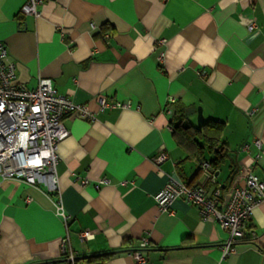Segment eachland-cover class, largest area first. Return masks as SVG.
<instances>
[{
	"label": "crops",
	"instance_id": "0c3cea01",
	"mask_svg": "<svg viewBox=\"0 0 264 264\" xmlns=\"http://www.w3.org/2000/svg\"><path fill=\"white\" fill-rule=\"evenodd\" d=\"M25 1L0 0V39L17 79L33 88L50 78L92 118L64 119L56 191L0 180V264H69V251L135 264L129 252L143 239L142 264H264V200L223 256L228 233L216 220L181 198L167 211L154 198L169 177L210 187L203 160L173 137L176 106L193 125L198 108L224 123L214 169L221 208L249 173L264 179V0H44L38 16L21 12ZM160 152L167 158L155 164Z\"/></svg>",
	"mask_w": 264,
	"mask_h": 264
},
{
	"label": "built area",
	"instance_id": "2783aa9c",
	"mask_svg": "<svg viewBox=\"0 0 264 264\" xmlns=\"http://www.w3.org/2000/svg\"><path fill=\"white\" fill-rule=\"evenodd\" d=\"M43 1L26 0L21 12L27 16H38L37 7ZM251 28L252 25L249 26ZM7 57V46L0 39V180H18L34 186L42 184L48 191H56L57 145L69 134L64 119L72 114L91 119L92 114L85 105L57 94L48 77H40L35 87L28 88L17 79L15 63ZM170 101L174 99L170 98ZM106 105L101 98V108ZM116 105L131 106L130 102H116ZM166 158V152H160L152 160L159 164ZM199 164L210 171V187L192 186L169 177L154 198L164 211L169 209L173 200L181 198L197 205L202 219L216 220L228 233L221 247L225 256L233 250L235 241L245 236L254 209L264 200V179L249 173L243 185L233 187L228 201L221 208L222 187L216 180L214 169L206 161ZM86 182L82 181L83 184ZM53 204L55 213L62 217L65 224L68 215L61 200H55ZM89 234L88 230H84L80 237L86 238ZM146 247L147 240L143 239L136 249L130 250L135 264L145 262L143 252ZM61 251L67 252L64 240ZM76 256L69 251L66 261L74 264Z\"/></svg>",
	"mask_w": 264,
	"mask_h": 264
},
{
	"label": "trees",
	"instance_id": "16d2710c",
	"mask_svg": "<svg viewBox=\"0 0 264 264\" xmlns=\"http://www.w3.org/2000/svg\"><path fill=\"white\" fill-rule=\"evenodd\" d=\"M170 123L173 137L190 157L204 161L207 154H212L208 160L209 165L213 169L221 165L225 154L222 141L223 122L205 119L202 126L198 127L189 122L184 106H176ZM103 259L101 254L77 255L74 264H100Z\"/></svg>",
	"mask_w": 264,
	"mask_h": 264
},
{
	"label": "water",
	"instance_id": "95a60500",
	"mask_svg": "<svg viewBox=\"0 0 264 264\" xmlns=\"http://www.w3.org/2000/svg\"><path fill=\"white\" fill-rule=\"evenodd\" d=\"M204 119L201 114V110L198 108V118H197V126L201 127Z\"/></svg>",
	"mask_w": 264,
	"mask_h": 264
}]
</instances>
